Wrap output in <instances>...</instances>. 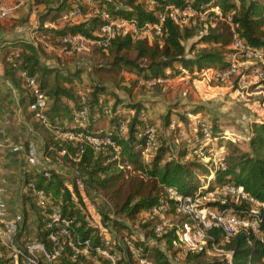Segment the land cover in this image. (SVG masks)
Returning <instances> with one entry per match:
<instances>
[{
	"label": "trees",
	"instance_id": "16d2710c",
	"mask_svg": "<svg viewBox=\"0 0 264 264\" xmlns=\"http://www.w3.org/2000/svg\"><path fill=\"white\" fill-rule=\"evenodd\" d=\"M153 1L149 7L143 0H92L91 4L83 0H32L27 6L35 12L37 31L45 35L51 47L61 51L60 56L21 36L20 28L26 24V17H11L6 26L0 24V29L8 33L0 39L4 75L19 92L25 118L42 140V155L53 165L46 174L36 169L23 173L17 238L33 227L35 237L48 254L60 249L52 260L39 259L37 264H108L106 258L92 249L101 241L99 229L90 225L82 211L81 195L74 185H65L57 167L80 173L85 180L86 196L98 197L100 223L116 241L114 248L122 253L123 264H140L129 247L137 251V256L155 264H221L225 259L224 255L205 259L204 251H188L177 262L172 261L180 251L173 246L177 241L175 231L186 222V216L178 211L175 200L166 197V187L193 197L198 189L211 191L216 186L220 190L226 183L240 186L263 205L258 207V228L264 234V123L251 125L252 134L245 147L231 142L224 145V153L218 160L223 166L215 169L211 159L202 161L194 153L203 135L200 125L203 121L194 127L183 112L174 119L172 127L170 111L154 117L147 111L144 113L147 107L142 100L132 99L134 90L141 88L139 80L160 75L172 77L179 73L175 65L190 70H201L208 64L223 67L233 52L230 48L233 39L258 50L264 59V0ZM188 5L192 14L183 24L176 23L166 9ZM74 7L85 12L103 8L115 19L133 21L138 33L114 27L103 47L99 44L104 36L99 35L98 18L89 16L73 23L58 21L64 11ZM159 14L164 15L159 33L151 37L143 35L142 27L156 23ZM46 22L51 26L45 27ZM71 35H81L92 42L85 61L77 57L75 47L59 41ZM47 58H53L56 64L43 63ZM164 69L169 71L164 73ZM252 69L264 73V63L257 62ZM21 70L28 71L45 97L43 111L28 109L33 92L20 75ZM83 107L85 121L81 127H75L74 113ZM58 127H74L75 133L82 136L60 138L54 133ZM147 127L153 129L151 135L144 132ZM206 128L212 137L221 130L213 124ZM104 134L110 136V143L97 148L86 139ZM205 179H209L211 186H206ZM29 184L46 194L45 205L38 204ZM228 194L235 199L228 197L224 202L208 205L229 209L241 218L249 217L252 204ZM160 203L166 204L163 214L170 217L171 223L158 233L155 226L160 222L159 216L146 211ZM54 210L70 221L67 228L72 241L90 239L88 257L73 256L60 234V223L47 226ZM209 234L214 236L219 249L231 254L232 264H264V241L249 228L242 226L227 236L220 227H215ZM148 239L163 243L166 253L149 245ZM118 241L126 242L121 245ZM0 264H19L10 254L7 242L0 241Z\"/></svg>",
	"mask_w": 264,
	"mask_h": 264
},
{
	"label": "built area",
	"instance_id": "2783aa9c",
	"mask_svg": "<svg viewBox=\"0 0 264 264\" xmlns=\"http://www.w3.org/2000/svg\"><path fill=\"white\" fill-rule=\"evenodd\" d=\"M32 0H0V19H7L12 16V12L15 8L27 5ZM149 7H151L154 4L153 0H143ZM85 4H91L92 0H83ZM166 9L169 11V16L178 24H183L186 22L187 16L192 14L191 7L188 5L185 8L179 9L177 7L173 6H166ZM93 16L100 20V27H99V35L104 36V38L99 42L100 45L105 47L108 43V39L110 35L112 34L113 28H121L124 31H131L133 33H138V28L136 24L131 20L126 19H115L112 17V15L106 11L103 8H94L90 11H82L78 7H74L70 10H66L62 13V15L59 17L58 21H65V22H77L85 17ZM164 15L159 14L158 20L154 24H145L142 29L150 28L152 29L156 34L159 33L160 25L163 21ZM32 38L30 40V43L33 45H37V43H40L44 48L48 49L51 47L50 43L46 40L45 35L43 33H39L37 31V27L33 28L31 31ZM88 41L85 37L81 35H71V36H63L59 39L61 43H69L71 46L78 49L79 42L82 41ZM91 42V41H90ZM230 48L233 50V52L230 54L232 59L239 56H248V57H256L257 59H261V55L258 50L252 49L249 47L244 46L240 42H238L236 39H233ZM255 59V58H254ZM228 65V66H227ZM225 65L224 68H216V75L219 77H222L229 73L230 70H233L234 63H228ZM227 66V67H226ZM20 75L25 78L27 85L31 88L33 92V100L29 103L28 109L31 110H37L38 112H41L46 107L45 97L38 91L37 84L32 76H29L27 70H21ZM258 76L264 78V73L261 71H258ZM85 115H86V109L83 107L79 111L74 113L75 119V127H81L85 121ZM43 121H46L44 118H42ZM196 122L199 123V120L196 118ZM202 127V138L200 139L201 142L198 143L196 151V155L200 157H207L208 148L211 146V141L215 138L212 137L206 126L201 123ZM123 125H120V129H123ZM153 129L148 127L144 131L146 134L151 135ZM54 133L56 136L60 138H66L70 139L73 137H81L82 135L80 133H75L74 127H58L54 130ZM87 141L90 142L94 147H98L102 143H110V136L108 134H104L102 136H88L86 137ZM5 151H9L11 153H17L21 151H25L23 148V145L21 144H13L11 141L4 140L0 138V155H2ZM215 152V157H213V153ZM211 154L213 163L216 166L215 169H218V167H222V163H218V160L221 158V155L224 153V150L221 149V151H213ZM27 155V163L35 166L38 168L39 171H43L44 174H46V171L50 168V160L42 155V152L39 151L38 147H36V144L34 142H29L26 150ZM211 159V158H209ZM63 174V180L65 185H74L79 192V194L82 197V211L85 212L87 215V218L90 217L94 219L98 214L97 212V206L93 199H90L86 196L85 188H84V177L75 171H68L65 170ZM4 177L1 174L0 171V241L1 242H7V245L10 250V254L12 255L13 259H15L19 264H37L38 260L41 259L40 256H43V260L50 261L54 257H56L59 253V248L54 249L50 254H48L44 248V245L42 242L37 240V238L34 235V228H30V233H27L26 235H23L22 242H12V241H18L17 238V232L19 225L21 223V215L17 212H11L4 197ZM28 188L31 189L33 195H35V198L40 205H45L46 202V194L42 190H35L33 184H29ZM227 192L235 194L239 198L248 201L249 203L254 205L256 203L258 206H263L259 202L256 201L252 196H250L248 193H246L242 187L240 186H234L231 184L230 187H226ZM166 197L173 199L177 202L178 211L181 213L189 214V204L192 202V196L188 194H183L179 192L174 187H166L165 191ZM166 208L165 203H160L158 205L153 206L148 211H146V214H156L160 218V222L155 226V231L160 233L164 231V228L166 226H170V220L169 218L165 219L163 211ZM188 210V211H187ZM250 215L247 218H241L239 215L233 213L229 209H221L219 213H216L217 215H212V221L210 224L206 225V231L209 234V231L216 226H220L223 233L227 236L235 233L240 227H246L249 228L255 236L259 237L261 240L264 241V234L263 232L258 228L259 224V209L258 207L256 209L250 208ZM57 223L61 224L60 227V234L63 235L66 239V242L71 247L73 256L81 255L84 257H88V250L91 247V241L90 239H80L76 241H72L70 231L67 228L70 221L66 218H61L55 210L50 215V218L47 222L48 227H52L53 225H56ZM94 227H97L99 229V233L101 236V241L94 245L92 247L93 251L97 255H101L104 258L107 259L108 264H123L122 261V253L118 251L116 248H114V243L116 241H113L111 239V234L108 229L104 228L103 226H99L98 223L94 225ZM193 228V225L191 223L184 222L180 226H177L175 234L177 235V238L180 241H174L173 246L176 247L177 245L180 246V244H185L188 248H179V253L176 255V257L172 258V261L177 262L179 260L178 256L179 254H186L188 251H203L207 250L209 247H213V249L218 252L222 253V255L225 256V259L221 264H232L231 261V254L229 252H224L223 250L218 248V244L216 243V240L212 234H210V238L207 241L200 242L197 247L196 241H192L193 238L191 236L198 235L200 236L199 231L197 230V233H194L190 236L191 229ZM180 234H182V240L179 238ZM52 240H56V237L53 234H50L49 236ZM122 242L126 241H119V244H122ZM181 242V243H180ZM216 246V247H215ZM131 249V252L133 253V257L137 259V261L140 264H155L151 259H146L142 256H137V251H135L133 248L129 247ZM197 248V249H195ZM208 248V249H207ZM140 250V248H139Z\"/></svg>",
	"mask_w": 264,
	"mask_h": 264
},
{
	"label": "rangeland",
	"instance_id": "374dc122",
	"mask_svg": "<svg viewBox=\"0 0 264 264\" xmlns=\"http://www.w3.org/2000/svg\"><path fill=\"white\" fill-rule=\"evenodd\" d=\"M141 33L150 37L152 34H156L150 28H143ZM91 45L92 42L90 41L84 40L79 42V48L76 51L77 57L85 61L88 57V51L91 50ZM231 62L234 63L233 70H230L229 73L219 78L215 74L217 70L216 64H208L201 70H196L195 68H191V70L190 68L184 69L179 65H175L174 67L179 73L172 77L164 78L160 75L146 81L139 80L138 86L141 88L134 90L132 99L142 100L147 107L144 113L147 111L154 117L168 110L171 113V119L174 120L177 118V115H182L185 112L184 114L190 118L194 127H197L196 118L199 121H203L206 127L211 124L216 125L217 129L221 130H219L218 136H215L211 141V146L207 152L208 156L200 157L202 161L207 162L211 158L213 162V159H218H212L211 154L213 151L224 150V145L230 142L245 147L248 137L252 134L251 125L254 123H264V78L258 76L257 69H252L257 62L264 63V59L239 56L233 60L231 55H228L225 65ZM225 65L221 68H224ZM167 71L169 69H164V73ZM155 86H157L155 89L159 88V90H153ZM188 110H195L196 113L190 114L187 112ZM174 122L175 120L171 123L172 127H174ZM180 135L183 137L184 133L181 132ZM217 138H219L218 141ZM213 157H215V152L213 153ZM199 175L201 176V174ZM208 180L205 179L207 187L211 186V184H208ZM222 186L220 190H216V186L211 191L198 189L192 197V202L189 204V214L182 213L186 216V222L193 225L190 236L193 232L197 233V230L200 233V236H191L193 238L192 241H196L197 247L200 242L209 240L210 234L206 231L205 226L213 220L212 215H217L216 213H219L221 210L209 206L208 203L224 202L228 197L229 200L235 199V196H229L226 190V187H230L231 189V184L226 183ZM92 199L95 201L96 206L100 205L98 197L93 196ZM257 207L259 206L254 203L252 209H256ZM95 216L94 219L87 218L90 225L94 227L98 223L99 226H102L99 215ZM164 218L168 219L170 217L165 216ZM30 232L32 231L29 228L27 233ZM23 235H20L18 241L12 242H22ZM182 237V234H180L179 238L181 240ZM148 241L149 245L155 246L166 253L163 243L157 244L151 239H148ZM177 241L180 240L177 238ZM176 247L180 249L182 247L184 249L188 248L185 244L184 246L180 244V246L177 245ZM203 251L205 259L207 257H220L222 255V253L216 252L213 247H209L208 252L207 250ZM178 256L181 257L182 254ZM40 257L43 259V256Z\"/></svg>",
	"mask_w": 264,
	"mask_h": 264
},
{
	"label": "crops",
	"instance_id": "0c3cea01",
	"mask_svg": "<svg viewBox=\"0 0 264 264\" xmlns=\"http://www.w3.org/2000/svg\"><path fill=\"white\" fill-rule=\"evenodd\" d=\"M11 17L27 18V22L24 27L20 28V32L21 36L30 42L32 38L30 31L38 26L34 10L27 5H22L13 10ZM10 18L0 19V24L6 26ZM44 26H51V23L46 22ZM7 34L0 29V39L6 37ZM48 51L54 52L57 56L61 55V51L53 47L48 48ZM42 62L51 65L56 64L53 58L43 59ZM70 64L72 63L70 62ZM19 98V92L5 77L3 67L0 64V138L11 141L13 144H21L25 150L17 153L5 151L0 155V171L5 180L3 197L10 211L14 213H20L22 210L20 193L24 189V170H38L37 167L28 164L26 161L28 143L34 142L39 151L42 152V140L26 120L24 111L19 104ZM48 165L50 168L53 166L51 162ZM56 171L65 172L64 169L58 167ZM29 220L31 221V219Z\"/></svg>",
	"mask_w": 264,
	"mask_h": 264
}]
</instances>
